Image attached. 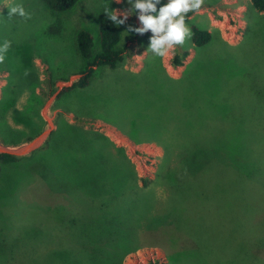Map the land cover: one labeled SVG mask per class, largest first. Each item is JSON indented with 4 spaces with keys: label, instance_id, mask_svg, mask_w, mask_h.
I'll return each mask as SVG.
<instances>
[{
    "label": "rangeland",
    "instance_id": "obj_1",
    "mask_svg": "<svg viewBox=\"0 0 264 264\" xmlns=\"http://www.w3.org/2000/svg\"><path fill=\"white\" fill-rule=\"evenodd\" d=\"M5 2L23 4L31 18H8L0 5V43L11 41L0 64V151L19 157L0 163V264H96L105 253L100 239L74 245L80 236L68 221L77 214L78 226L102 221L85 211L105 202L144 223L140 247L122 264H150L152 257L160 264H264V11L252 0H204L186 23L213 38L202 46L187 40L163 57L147 50L150 31L126 33L128 25L139 26L134 13L119 26L124 61L98 68L89 86L59 99L87 61L77 49L78 31L93 32L97 51L99 16L109 0H79L65 12L41 0ZM108 6L130 7L127 0ZM183 50L189 55L174 66ZM48 69L57 89L36 103L35 93L50 91ZM235 186H252L245 199L252 203L262 186L258 253L235 255L228 250L231 230L226 236L217 226L231 213ZM172 212L191 222L194 237L202 230L197 239L211 244L210 253L166 218L147 229L149 218ZM249 217H242L246 224ZM113 253L109 264H117L119 248Z\"/></svg>",
    "mask_w": 264,
    "mask_h": 264
},
{
    "label": "trees",
    "instance_id": "obj_2",
    "mask_svg": "<svg viewBox=\"0 0 264 264\" xmlns=\"http://www.w3.org/2000/svg\"><path fill=\"white\" fill-rule=\"evenodd\" d=\"M44 4L50 8L54 12H65L72 9L79 0H41ZM252 6L262 12L264 11V0H252ZM189 15V14H188ZM188 18V16H187ZM186 18V19H187ZM99 49L95 51L96 45V37L93 32L82 28L78 31L76 36V44L79 54L86 59L85 67L80 71V77L75 80L71 85L64 86L57 97L60 99L68 93L85 88L89 86L94 78L95 72L98 68L101 67H110L111 69H115L118 67L125 59L124 51L119 46L121 41V31L119 26L114 25L102 12L99 16ZM192 30V43L196 46H202L207 44L212 38L213 34L210 30L203 29L196 24L191 25ZM188 50L177 51L173 57L172 64L174 66L182 65L184 60L189 55ZM50 76V77H49ZM67 80V79H64ZM47 85L50 87V91L42 90L41 94H34V98H37L38 101L43 100V96L48 98L56 91L55 80L53 74L50 69L47 70ZM105 96V97H103ZM103 99L105 101L107 99L106 93L102 94ZM110 98V97H108ZM108 104L111 101H106ZM34 110V107H31ZM31 110V112H32ZM70 128V127H69ZM41 130L36 131L34 135H36ZM71 131V128H70ZM75 139H81L82 136L76 132L71 133ZM34 135H30L27 137L26 141L33 139ZM200 147V146H199ZM206 147V146H202ZM203 148H201L202 150ZM206 149H208L206 147ZM195 150V149H193ZM210 150V149H208ZM192 151V150H191ZM18 156L10 153V152H0V163L1 164H9L18 160ZM147 187V186H144ZM252 186H250L251 188ZM260 190L259 200L256 202H245L246 197H249L251 193L249 186H235L234 189H231V196L234 198L232 202L229 203L227 207L230 208L231 213L228 212V218L224 219L220 225H217L218 228L224 227V231H222L226 236L228 230H231V233L228 232V235L232 237V243L228 244V250L233 251L235 255H241L245 253L243 250H248L254 253H258V248H262V186H255ZM251 196V195H250ZM237 200V202H235ZM91 206L85 212H96L101 215L102 221H90L88 223H84L81 226H78L80 220L78 217H74L68 221V226L70 230H74L77 228V236H80V241L77 240V243L74 242V245L86 247L90 242L94 240V238L100 239V245L104 247V257H102L96 264H103L102 261L105 260V264L111 263L114 257L113 250L115 248H119V257L117 255V264H122L124 257L133 251H136L140 247L141 243V225L144 223L141 222L142 217L135 222L131 219L125 217V213L127 212L125 206L120 207L116 205V203L105 202L101 206L93 205L89 203ZM175 206H181L180 204H174ZM237 208V209H236ZM255 208V209H254ZM253 209V210H252ZM82 208H80V211ZM252 210V212H251ZM79 211V212H80ZM252 213V214H251ZM209 214V213H206ZM163 216H156L151 219L150 223H145L148 227V230H153L158 224L155 218H166L169 224H174L178 230H184L188 234H190L196 243L198 244L200 249H206V252L210 253V249L212 248L211 244L201 245L198 241L197 237L200 236L199 230H195L196 237L190 232L193 231L191 227V222L188 220L180 219V216L176 212H172L170 214H162ZM250 216L249 222L246 224L244 218L242 217ZM144 218V217H143ZM154 220V223H153ZM209 221V220H208ZM210 222V221H209ZM141 223V224H140ZM65 225L66 223L62 221ZM160 228L159 226L156 227ZM155 228V230H156ZM190 228V230L188 229ZM216 229V226H215ZM104 236H109L105 238ZM73 245V246H74ZM90 245V244H89ZM226 247V245L224 246ZM225 251V250H224ZM233 262H240L233 258ZM74 264V263H73ZM150 264H160L159 261H151Z\"/></svg>",
    "mask_w": 264,
    "mask_h": 264
},
{
    "label": "clouds",
    "instance_id": "obj_3",
    "mask_svg": "<svg viewBox=\"0 0 264 264\" xmlns=\"http://www.w3.org/2000/svg\"><path fill=\"white\" fill-rule=\"evenodd\" d=\"M109 2L104 6V13L116 26L125 25L129 16L137 14L139 26L128 25L126 33L133 32L143 35L150 31V43L147 50L160 57L191 39L193 33L186 23V18L189 12L199 11L204 4V0H167L164 4H161V0H127L130 7L119 10L110 8ZM123 2L124 0H116L118 4ZM0 5L7 7L8 18L13 16L31 18L23 4L5 2ZM158 5H160L159 8H157ZM0 13H2V8H0ZM10 47V40L5 39L0 43V64L4 63ZM25 75L28 73L25 72Z\"/></svg>",
    "mask_w": 264,
    "mask_h": 264
},
{
    "label": "built area",
    "instance_id": "obj_4",
    "mask_svg": "<svg viewBox=\"0 0 264 264\" xmlns=\"http://www.w3.org/2000/svg\"><path fill=\"white\" fill-rule=\"evenodd\" d=\"M153 259L151 261H157L156 259H154V257H152Z\"/></svg>",
    "mask_w": 264,
    "mask_h": 264
},
{
    "label": "water",
    "instance_id": "obj_5",
    "mask_svg": "<svg viewBox=\"0 0 264 264\" xmlns=\"http://www.w3.org/2000/svg\"><path fill=\"white\" fill-rule=\"evenodd\" d=\"M0 152H7V151H0ZM10 152V151H9Z\"/></svg>",
    "mask_w": 264,
    "mask_h": 264
},
{
    "label": "crops",
    "instance_id": "obj_6",
    "mask_svg": "<svg viewBox=\"0 0 264 264\" xmlns=\"http://www.w3.org/2000/svg\"><path fill=\"white\" fill-rule=\"evenodd\" d=\"M211 31V30H210ZM212 32V31H211ZM110 90V89H109ZM103 93L101 92V95H102Z\"/></svg>",
    "mask_w": 264,
    "mask_h": 264
}]
</instances>
